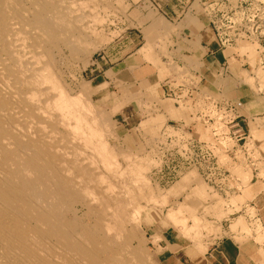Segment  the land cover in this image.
Returning <instances> with one entry per match:
<instances>
[{
  "label": "rangeland",
  "instance_id": "1",
  "mask_svg": "<svg viewBox=\"0 0 264 264\" xmlns=\"http://www.w3.org/2000/svg\"><path fill=\"white\" fill-rule=\"evenodd\" d=\"M65 1L72 4L78 20L86 24L88 35L83 43L90 47L82 43L77 52L60 50L56 55L60 76L71 95L79 99L80 93L82 97L86 94L79 100H86L91 112L109 121L103 139L112 154L94 161L108 184L120 191L127 182L134 183L131 172L136 165L145 168L143 183L139 182L132 193L139 196L136 202L143 207L132 225L136 239L133 245L141 243L150 264H163L157 242L168 231L199 252H206L226 237L264 249V225L257 211L264 196V44L257 39L248 42L228 32L232 20L241 23V10L247 4L242 0H226L225 4L218 0ZM201 41L202 47L215 43L217 48L209 53L213 54L211 58L217 57L220 65L228 67L212 71L214 75L208 81L199 75L203 65ZM178 84L193 91V99L190 96L178 102L169 97V86L178 91ZM189 95L183 91L184 97ZM205 96L220 106L239 103L237 109L243 114L239 125L246 131L245 137L237 134L225 142L234 146L227 150L228 154L217 151L226 173L223 180L206 181L197 169L181 172L170 156L176 152V145L168 137L181 129L198 132L201 141L212 142L211 128L194 115L207 109L202 100ZM257 132L262 133L261 137ZM189 175L192 178L186 180ZM144 182H150L144 187L152 189L142 186L141 191L140 184ZM129 183L126 190L133 185ZM196 190L204 195L194 197ZM179 205V216L186 222L187 231L181 230L183 224H174L167 218ZM190 205L198 207L195 210ZM191 216L199 217L198 227ZM238 220L242 221L240 230L231 233L234 230L230 226Z\"/></svg>",
  "mask_w": 264,
  "mask_h": 264
},
{
  "label": "bare ground",
  "instance_id": "2",
  "mask_svg": "<svg viewBox=\"0 0 264 264\" xmlns=\"http://www.w3.org/2000/svg\"><path fill=\"white\" fill-rule=\"evenodd\" d=\"M66 3L0 0V264H150L132 227L145 168L132 169V188L108 184L94 160L112 154L103 139L109 121L70 94L56 65L60 50L80 51L86 40V24ZM181 206L167 218L187 231ZM198 218L190 219L197 227Z\"/></svg>",
  "mask_w": 264,
  "mask_h": 264
},
{
  "label": "built area",
  "instance_id": "3",
  "mask_svg": "<svg viewBox=\"0 0 264 264\" xmlns=\"http://www.w3.org/2000/svg\"><path fill=\"white\" fill-rule=\"evenodd\" d=\"M225 1L218 0L221 4H225ZM242 1L243 4H247L245 10H243L244 5H241L243 7L241 10L242 15H240L242 21L240 23L237 20H232L228 28L229 35L238 36L248 42L257 39L261 42L260 44H264V0ZM241 2L239 3L241 4ZM224 68L223 66L222 70ZM184 87V84H178V91H175V88L172 89L169 86V97H175L174 99L178 102L188 100L193 91L187 88L183 89ZM183 91L190 94L189 97H184ZM191 97L193 99V96ZM202 100H204V105H206L205 108L207 109L196 112L194 115L202 120L205 127L211 128L212 142L201 141L198 132L194 131L195 133H192L190 130L181 129V132L177 131L178 134L168 137L170 143L176 145L174 149L176 152L170 156L176 162V167L181 169V172L197 169L206 181L223 180L226 177V173L223 172L225 170L223 165H221L217 151L220 149L227 151L234 148V146L230 147L225 142L232 140L237 134L245 137L246 131L239 125V120L243 118V114L237 109L240 105L239 103L227 102L220 106L211 97L205 96ZM236 127H239L238 130L232 133V129Z\"/></svg>",
  "mask_w": 264,
  "mask_h": 264
},
{
  "label": "crops",
  "instance_id": "4",
  "mask_svg": "<svg viewBox=\"0 0 264 264\" xmlns=\"http://www.w3.org/2000/svg\"><path fill=\"white\" fill-rule=\"evenodd\" d=\"M205 35L209 36L208 33ZM211 35L213 36L212 33ZM201 36H203V31ZM212 39L214 38H210V40ZM202 43L203 41H201L200 47L203 48V65L200 66L199 75L208 81L207 78L214 75L212 71L217 73L223 65H220L221 63L217 60V57L211 58L213 54H209L216 50L215 43H212L209 47H202ZM210 58L213 60L211 61ZM259 202L260 205L257 211L260 221L264 225V196L260 198ZM231 233L234 232L231 231ZM157 243L162 250L163 264H264V249H260L255 243H237L232 237H226L214 243L209 246L206 252L193 249L191 245L189 246V244L180 241L178 235L173 236L171 231L165 232L162 239Z\"/></svg>",
  "mask_w": 264,
  "mask_h": 264
}]
</instances>
